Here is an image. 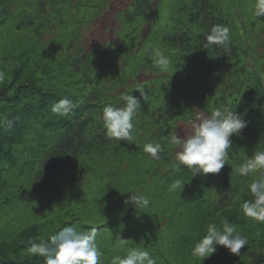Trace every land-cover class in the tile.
I'll list each match as a JSON object with an SVG mask.
<instances>
[{
    "label": "trees",
    "instance_id": "16d2710c",
    "mask_svg": "<svg viewBox=\"0 0 264 264\" xmlns=\"http://www.w3.org/2000/svg\"><path fill=\"white\" fill-rule=\"evenodd\" d=\"M114 1H26L28 10L36 13L37 22L32 24L69 34V51L56 59L57 80L64 73H60L62 69L81 82L77 81V92L75 83L68 88L52 82L49 75L30 77L19 58L11 64L0 63L5 73L0 82V205L10 201L13 179L49 180L73 166L80 156L111 147L113 141L104 135L102 109L105 104L123 106L124 95L137 97L141 108L133 119V139L121 141L122 146L137 157L160 163V168H172V173L192 176L186 168L175 167L176 146L168 143L170 137L180 138L181 124L217 106L231 107L247 122L239 135L231 137L230 163L239 164L253 151L264 150V51L260 53L258 46L264 39V28L261 37L255 29L250 40L246 30L245 38L242 36L237 0H179L174 24L158 30L154 26L146 39L134 24L148 18L154 5L152 0H133L117 15L122 35L127 27L126 35L134 45L129 49L122 37L119 42L101 44L86 53L82 43L89 26L109 12ZM4 25L5 20L0 23V54L7 41L1 30ZM217 25L230 29L228 47L209 46L206 38ZM153 47L162 48L169 57L166 72L152 68L149 54ZM144 75L148 80L141 82ZM65 98L75 105L71 113L53 114L52 106ZM146 143L161 145L159 159L144 153ZM231 171L226 164L217 174L195 177L199 197L185 213L190 221L182 243L184 248L187 240H199L209 222L220 225L227 219L248 238V245L240 250L245 258L217 246L212 256L194 264H264V223L245 217L241 210V204L251 198L248 184L252 178L231 176ZM48 239L39 237L36 226L21 230L14 243H8L0 232V264H44V257H32L26 249L29 241Z\"/></svg>",
    "mask_w": 264,
    "mask_h": 264
},
{
    "label": "rangeland",
    "instance_id": "374dc122",
    "mask_svg": "<svg viewBox=\"0 0 264 264\" xmlns=\"http://www.w3.org/2000/svg\"><path fill=\"white\" fill-rule=\"evenodd\" d=\"M26 1L0 0V23L5 20L1 30L7 38L0 63L11 64L19 58L30 77L39 79L49 75L57 85L69 88L75 83L77 87L81 79H71L66 70L61 69L60 73H64L58 80L56 77L59 67L56 59L69 51V34L63 35L58 28L53 32L32 24L37 22L36 13L28 10L29 2ZM132 2L115 0L109 12L89 26L82 43L86 53L101 44L119 42L122 37L129 49L134 45V40L131 42L126 35L127 27L122 35L117 15L128 9ZM152 3L149 17L134 24V28L141 29L144 39L154 26L158 30L173 25L178 15L179 0H152ZM237 3L238 21L243 22L242 36L245 38L246 30V38L249 36L250 40L251 31L255 29L261 37L264 18L253 15L254 0H237ZM260 41L258 46L262 53L264 39ZM146 80V75L140 77L141 82ZM78 89L74 90L78 92ZM80 93L87 95L86 91ZM187 131H190L188 124H181L180 138ZM122 144L113 141L111 147H100L89 155L80 156L73 166L49 180L13 179L11 199L0 205V232L8 243H14L15 236L30 226H36L39 237L47 239L68 225L75 226L78 231L95 227L104 264L134 247L149 251L157 264H194L198 259L192 257L190 250L186 254L183 250L194 246L195 242L187 240L183 248L182 236L190 221L185 213L199 197L196 178L172 173L173 169L166 166L160 168V163L137 157ZM75 172L78 177L74 176ZM176 179L182 181L181 187L169 191ZM128 191L148 196L150 206L138 210L125 203L133 195ZM118 237L127 240L123 248H117ZM244 255L245 252H240L239 258H245Z\"/></svg>",
    "mask_w": 264,
    "mask_h": 264
},
{
    "label": "clouds",
    "instance_id": "9594fccd",
    "mask_svg": "<svg viewBox=\"0 0 264 264\" xmlns=\"http://www.w3.org/2000/svg\"><path fill=\"white\" fill-rule=\"evenodd\" d=\"M253 15L264 18V0H254ZM230 29L223 25L214 26L207 36L209 46L230 45ZM149 59L152 68L166 72L170 66V59L160 47L150 49ZM5 79L4 71L0 70V82ZM139 90L143 98L144 93ZM123 106L117 107L105 104L102 109V126L105 137L110 141H131L133 139L134 116L141 108L140 100L133 94L123 96ZM75 107L70 99H61L51 108L57 116H67ZM190 131L185 132L183 138L173 135L168 143L175 145L174 165L176 168H186L197 175L217 174L227 164L231 166V176L238 178H252L248 184L250 199L241 204L245 217L264 223V150L253 151L252 155L239 164L230 163L229 149L232 148L231 137L239 135L247 126L242 116L229 106H217L208 114L200 113L193 120L188 121ZM143 151L150 158L159 159L162 147L160 144L146 143ZM182 181L176 179L169 187L175 191L181 187ZM132 192L125 203H130L138 210L148 208L151 200L143 193ZM98 230L92 227L86 231H78L73 225H68L57 231L46 241L39 243L29 241L26 249L32 257H44V264H104L103 252L97 245ZM126 239L118 237L117 248H123ZM248 238L238 232L236 226L227 219L220 225L209 222L206 234L195 242L191 255L204 261L217 251V246H224L230 253L239 255L240 250L248 245ZM108 264H157L152 254L140 247L127 250L123 256L116 255Z\"/></svg>",
    "mask_w": 264,
    "mask_h": 264
}]
</instances>
